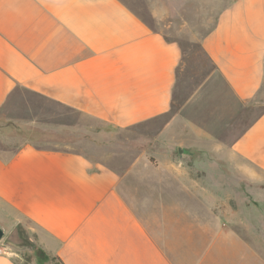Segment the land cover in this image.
<instances>
[{
    "label": "crops",
    "instance_id": "1",
    "mask_svg": "<svg viewBox=\"0 0 264 264\" xmlns=\"http://www.w3.org/2000/svg\"><path fill=\"white\" fill-rule=\"evenodd\" d=\"M194 41L213 69L185 92L181 43L123 0H0V109L23 91L149 124L122 169L31 143L0 153L1 227L60 264H264V199H243L245 174L264 175V112L244 124L264 87V0H224ZM0 264L19 263L2 248Z\"/></svg>",
    "mask_w": 264,
    "mask_h": 264
},
{
    "label": "rangeland",
    "instance_id": "2",
    "mask_svg": "<svg viewBox=\"0 0 264 264\" xmlns=\"http://www.w3.org/2000/svg\"><path fill=\"white\" fill-rule=\"evenodd\" d=\"M123 1L151 28L181 43L187 53L185 62L189 68L185 64L183 75L188 79L182 88L185 92L213 69L212 63L202 55L198 43L193 40L199 39L205 29L214 24L224 0ZM259 103V107L245 110L244 124L264 112V87ZM177 109L173 107L172 111ZM184 112L187 113L186 109ZM148 132L149 124L114 127L106 121L67 107H57L52 101L23 91H17L0 109V153L5 157L31 143L41 148L83 152L96 161L122 169L139 154L141 139ZM217 132L226 133V128H219ZM243 183L245 201L264 199V175L257 178L245 174ZM8 228H2L5 235L0 244L19 264H60L23 227ZM13 233L20 235L21 242L10 239Z\"/></svg>",
    "mask_w": 264,
    "mask_h": 264
},
{
    "label": "water",
    "instance_id": "3",
    "mask_svg": "<svg viewBox=\"0 0 264 264\" xmlns=\"http://www.w3.org/2000/svg\"><path fill=\"white\" fill-rule=\"evenodd\" d=\"M4 235H5L4 230L0 227V240L3 239ZM11 236L14 237V236H17V235L13 233ZM12 241H13V242H18V241H20V240H16V239L14 238V239H12Z\"/></svg>",
    "mask_w": 264,
    "mask_h": 264
},
{
    "label": "flooded vegetation",
    "instance_id": "4",
    "mask_svg": "<svg viewBox=\"0 0 264 264\" xmlns=\"http://www.w3.org/2000/svg\"><path fill=\"white\" fill-rule=\"evenodd\" d=\"M14 234H16L17 236H10V239L12 240V239H16V240H20V241H18V242H21V239H20V235L18 234V233H14Z\"/></svg>",
    "mask_w": 264,
    "mask_h": 264
},
{
    "label": "built area",
    "instance_id": "5",
    "mask_svg": "<svg viewBox=\"0 0 264 264\" xmlns=\"http://www.w3.org/2000/svg\"><path fill=\"white\" fill-rule=\"evenodd\" d=\"M2 247H0V251H1Z\"/></svg>",
    "mask_w": 264,
    "mask_h": 264
}]
</instances>
